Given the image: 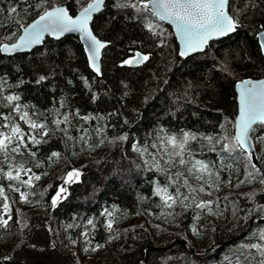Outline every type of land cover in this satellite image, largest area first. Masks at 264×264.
Returning <instances> with one entry per match:
<instances>
[{
  "label": "trees",
  "instance_id": "trees-1",
  "mask_svg": "<svg viewBox=\"0 0 264 264\" xmlns=\"http://www.w3.org/2000/svg\"><path fill=\"white\" fill-rule=\"evenodd\" d=\"M89 2L47 0L35 7L39 0H0V9L4 10L0 12V44L14 41L21 31L19 24L25 26L45 8L65 3L74 14ZM125 3L127 7L119 6ZM10 5L17 7L16 14L7 13ZM232 10L239 20L234 33L212 40L201 52L182 57L167 23L140 8H132L129 0H105L104 9L92 22L94 33L108 41L101 58V75L89 68L83 46L75 35L58 40L47 37L29 52H0V78L7 81L0 86V123H7L2 117L8 116L25 133L30 131L28 123L21 119L23 113L11 105L5 106L7 102L2 99L17 92L21 103L47 114L51 129L43 137L47 143L35 147L28 143L27 149L22 147L20 153L9 154V164L31 168L40 176L39 180L33 179L30 186H25L23 181L32 173L21 171L19 180L11 181L6 175L0 176V208L7 204V211L16 209V188L41 192L38 203L27 212L25 226H15L11 220L7 226L0 222V236L6 241L17 236L12 245L0 248V264H137L143 259V264H244L242 254H255V249L246 246L257 243L253 234L264 230V124L255 125L252 133L260 147L259 151L256 148L260 166L255 164L260 172L252 168L254 163L246 153L241 154L238 149L225 152L223 139L211 146L205 141L192 142L196 158L211 161L219 181L218 186L209 187L189 177L190 184L196 181L208 190L198 191L196 199H190L185 206L177 203L180 206L158 207L162 201L152 195V181L163 184L166 178L155 170L147 171L144 161L150 157L141 156L133 147L137 142L140 146L151 145L160 127L207 136L234 134L235 82L264 76V58L256 38L264 25V0H232ZM149 21L159 25L162 37L152 35L144 27ZM13 32L15 35H10ZM161 38L165 43L157 46ZM136 51H150L151 57L135 66L122 65ZM40 76L47 78L37 83ZM61 101L66 102L61 113L78 109L81 116L102 119L85 122L74 118L75 126L69 128L73 139L69 140L60 130L65 125L56 129L51 123L53 110L59 108ZM40 119L43 121L44 117ZM98 127L103 128L99 134L93 131ZM83 128L88 129L87 144L78 139ZM125 134L127 139H116ZM41 136L42 130H37V139ZM210 147L215 150H209ZM102 148L103 154L88 157L81 165L79 178L67 184L66 195L53 206L51 197L64 182L66 173L64 170L58 174L57 166L70 157ZM28 149L37 153L35 158ZM54 151L60 155L49 159ZM151 151L155 150L149 147ZM4 159L0 152V161ZM7 171L5 165L4 173ZM39 183H44V188ZM206 194L212 204L197 208ZM105 210L115 216L112 232L105 226ZM144 214L159 221L154 224L159 232L142 225H127ZM212 214L217 218L215 222L210 221ZM253 217L263 220L250 224ZM88 220L95 227L88 225ZM161 229L165 230L163 235ZM179 231L191 232L194 238L190 241ZM113 239L121 240L120 245L99 260L88 261L80 256L81 252L95 253ZM65 240L75 250L63 248ZM258 260L256 257L251 264H258Z\"/></svg>",
  "mask_w": 264,
  "mask_h": 264
},
{
  "label": "snow or ice",
  "instance_id": "snow-or-ice-1",
  "mask_svg": "<svg viewBox=\"0 0 264 264\" xmlns=\"http://www.w3.org/2000/svg\"><path fill=\"white\" fill-rule=\"evenodd\" d=\"M23 2L27 3L28 0H23ZM45 3H47V0H39V3L34 6L40 7ZM104 3L105 0H94L93 3H89L87 7H84L75 16L69 14L66 6L58 5L51 9L45 8L42 14L31 24L27 26L19 24L22 34L18 36L15 43L0 45V52L10 53L19 49H30L32 46L40 44L45 34L60 37L65 33L77 32L81 34V39L87 44L91 68L99 74L100 67L98 61L101 49L106 47V43L93 34L90 22L93 20V12L99 11ZM129 3L132 8H140L142 12L146 11L153 17H158L161 21H170L175 26L176 33L183 42V48L180 51L181 56L202 50L210 38L225 36L236 31L239 26V20L235 18L236 13L232 10V0H147L146 3L143 0H135V2L129 0ZM119 6L127 7L128 3ZM2 11L4 10L0 9V12ZM17 12L16 6L10 5L7 9L9 15L16 14ZM144 27L152 35L162 37L158 24L149 21ZM10 35H15V32L10 33ZM164 43L165 40L161 38L157 46H162ZM261 47L264 48V45ZM150 57V51L146 54L136 51L132 57L123 60L122 65L141 64L147 62ZM46 78V76H40L37 83L44 81ZM6 83V80L0 78V86ZM85 83L87 84L88 81L85 80ZM0 96H2V90H0ZM96 98L94 95L93 99L95 100ZM2 99L7 102L5 106L11 105L17 112L23 113L21 119L28 123L30 131L25 133L18 124L11 122L8 116L2 117L7 123H0V152L5 157L4 161H0V176L6 175L7 179L11 181L19 180L21 171L25 174L32 173L27 180L23 181V185L30 186L31 181L33 179L39 180L40 176L32 172L31 168H25L23 165L15 168L9 164V154L20 153L22 147L27 149L28 143H31L34 147L47 143V140L43 139V137L49 135L51 130L47 122V114L39 112L34 106L30 107L27 104L21 103L20 95L17 92H10L6 97H2ZM65 104V101H61L59 108L53 110L54 119H52L51 123L56 129H60L61 124L65 125L60 130L65 133L69 140L73 139L69 135V128L75 126L72 123L74 118H79L85 122L93 119H102L99 116H81L78 109L75 112L65 111L61 113L60 108H65ZM29 112H31V116ZM112 115H117V113H109V116ZM41 117H44L43 121H41ZM257 124H264V80L257 82L243 80L240 84L239 114L233 125L235 128L233 135L225 137H221L220 135L207 136L191 130L180 129L177 132L160 127L156 131L151 145L145 144L140 146L138 142L134 144V150L140 152L141 156L147 154L150 157V159L144 161L146 170H155L166 178L163 184L156 179L152 181V195L159 197L162 201V204L158 205V207L172 208L177 203L185 205L190 199L195 200L196 193L198 191L203 192L204 187L201 186L199 189H196L189 183V177L202 181L209 187L218 186L219 174L212 171L214 164L211 161L196 158V154L191 148L193 141H205L211 146L223 139L226 141L223 145L225 152L234 153L238 149L241 154L246 153L249 160H251L254 155L251 150V134L254 132V125ZM37 130H42L40 139L36 137ZM78 131H81V129H78ZM93 131L99 134L103 131V128L98 127ZM88 135V129L83 128L82 135L78 139L87 144ZM25 137H27V143L25 142ZM116 139L125 140L127 139V135H121ZM100 143H103V139H101ZM149 147L155 151L149 152ZM209 150L214 151L215 149L214 147H210ZM28 151L33 158L36 157V152L30 149ZM59 155L58 152L54 151L51 153L49 159ZM5 165L8 167L6 174L4 173ZM36 166L38 167L39 164L37 163ZM252 168L255 169V172L261 171L255 164H252ZM79 175V170L73 169L67 173L66 181L71 183L78 179ZM249 175L254 176L255 173H250ZM261 183H264V179H261ZM9 187L12 186L9 185ZM170 189H174V191H169ZM15 190L20 193L22 200L27 201V192L20 191V188H16ZM65 192L66 189L63 186L60 187L56 196L52 198L53 206L57 204L61 195ZM211 204V201H201L196 207L205 208ZM4 208L7 210L8 205L4 204ZM102 215L107 216L108 219L105 226L109 232H112L115 216L108 210H105ZM2 223L4 226H7L8 219L3 220ZM87 223L95 227L92 220H88ZM253 235L255 238H258V242L246 247H250L256 251L255 254H242L244 264H251L256 257H259L258 264H264V230Z\"/></svg>",
  "mask_w": 264,
  "mask_h": 264
},
{
  "label": "rangeland",
  "instance_id": "rangeland-1",
  "mask_svg": "<svg viewBox=\"0 0 264 264\" xmlns=\"http://www.w3.org/2000/svg\"><path fill=\"white\" fill-rule=\"evenodd\" d=\"M92 1V0H90ZM233 133H234V128L232 129ZM257 151L260 150V147L257 145L256 146ZM105 151L104 148L96 150L94 152H86L83 155H79L77 158H71L68 159L67 161H62L56 168V171L58 172V174H61L64 170H66V173L64 175V177L62 178L64 180V182L57 188V190L55 191V193L52 195L51 199L56 196L57 192L59 191L60 187H64L66 189V192L63 193L61 195V198L59 200H61L67 193L68 191V182L66 181V177H67V173L73 169H78L80 172V167L81 165L87 160L88 157H98L101 154H103ZM261 162H263V160H260ZM80 176V175H79ZM192 186L195 187L196 189H199L201 186L204 187L203 184L196 182V181H192L191 182ZM44 183H39V186L43 187ZM44 188V187H43ZM233 189V188H231ZM208 189L204 187V191H207ZM22 191V190H21ZM28 193V199L27 201L22 200L20 193L18 191H16L14 194L16 196V202H17V206L16 209L11 210V211H7L5 210L4 207L0 208V222H2L5 219L11 220L15 223V226H25L27 224L28 221V217H27V212L31 209H33L35 207V205L38 203L37 200V196L39 194V196L41 195V192H36V191H26ZM34 193V194H33ZM210 199L209 195L206 194L204 196V199L199 200V202L197 204H199L201 201H205L207 202ZM58 200V202H59ZM57 202V203H58ZM173 206H180L179 204H175ZM185 206V205H184ZM213 215V214H212ZM9 217H11V219H9ZM216 216L213 215L212 218L210 219V221L215 222L216 220ZM159 221H156L154 218H151L149 215H140L135 217L134 219H131L127 225H142L144 227L149 228V230L156 231L159 232L158 230H156V227H154V224H158ZM116 226V225H115ZM8 231L11 230V227L7 229ZM160 232L162 233L161 235H163L165 233L164 229H161ZM181 232L182 236L187 238L188 240H192L194 237L192 236L191 232L185 233L184 231H179ZM159 236V235H157ZM156 236V237H157ZM15 241H17V236L13 235L12 239L10 241H6L2 236H0V248H6L9 247L10 245H12ZM120 241L119 239H113L108 245L102 247V248H98L97 251L95 253H85V252H81V257L84 258V260H88V261H96L99 260L102 256H105L106 253L110 252L112 249H117L118 246L120 245ZM69 248V249H74L73 246L71 245L69 240H65L63 242V248Z\"/></svg>",
  "mask_w": 264,
  "mask_h": 264
},
{
  "label": "water",
  "instance_id": "water-1",
  "mask_svg": "<svg viewBox=\"0 0 264 264\" xmlns=\"http://www.w3.org/2000/svg\"><path fill=\"white\" fill-rule=\"evenodd\" d=\"M93 2H94V0H92V1L89 2V3H93ZM89 3H88V4H89ZM88 4H87V5H88ZM58 5H60V6H66L67 9L69 10V14H70V15H73V16L77 15V14H78V13L84 8V7H87V5H85L84 7H82L81 9H79L76 13L72 14L67 4L63 3V4H58ZM58 5H55V6H58ZM55 6H52V7H55ZM104 6H105V3L101 6V8H100L99 11L93 12V14H92V15H93V19H94V17H95L96 14H98L101 10L104 9ZM52 7H49V8H47V9H51ZM40 14H42V13H40ZM40 14H38L35 18H33V19H32L30 22H28L25 26L31 24L34 20H36V19L38 18V16H39ZM92 22H93V20L90 22V27H91V28H92ZM164 22L167 23V24L171 27V29H172L173 35L175 36L176 41H177V44H178V54L180 55V51H181V49L183 48V42L180 40L179 36L177 35V33H176V29H175V26H174L170 21L164 20ZM92 31H93V28H92ZM234 32H235V31H234ZM234 32H232V33H234ZM232 33H229V34H227V35H230V34H232ZM20 34H22V30H21ZM20 34H19V35H20ZM93 34L96 35V34L94 33V31H93ZM19 35H18V36H19ZM66 35H75V36H77V37L79 38V40H80V42H81V44H82V46H83L84 53H85L86 58H87L89 68H90L94 73H96L95 70H94L93 68H91V66H90V59H89V53H88V49H87V44L85 43L84 40L81 39V34H80V33H77V32H69V33H65L64 35H62V36H60V37H57V36L52 35V34H45L44 37H43V39H42V41H41V43L32 46L30 49H19V50L15 51V52H10V53H7V52H1V53H2V54H6V55H13V54H17V53H20V52H29V51L33 50L34 48H36L37 46H40V45L44 42V40H45L47 37L58 40V39L63 38V37L66 36ZM227 35H225V36H227ZM96 36H97V35H96ZM225 36H222V37H225ZM222 37H215V36H214V37H212V38L209 39V41L207 42V44L204 46V48H203L202 50H199V51H196V52L189 53L188 55H184V56H182V57H188V56H190V55H192V54H194V53L201 52V51L205 50V48L209 45V43H210L212 40H215V39H218V38H222ZM97 38L100 39L98 36H97ZM256 38H257V40H258V44H259V47H260V51H261L262 56H263V58H264V48L261 47L262 45H264V25H261V29H260L259 31H257V33H256ZM17 39H18V37H17L14 41H12V42H3V43H1L0 45H2V44L15 43V42L17 41ZM101 41H102V42H105V43H106V46L108 45V41L103 40V39H101ZM102 54H103V49H101V54H100V58H99V61H98V63H99V67H100V73H99V74L96 73L97 75H101V58H102ZM180 56H181V55H180ZM131 65L135 66V65H137V64L134 63V64H131ZM243 80H251V81H253V82H257V81H262V80H264V76H262V77H260V78H250V77H246V78L239 79V80H237V81L235 82L234 90H235V94H236L235 97H236V103H237V112H236V115H235V119H236V117H237L238 114H239V94H240V84H241V81H243ZM254 126H255V125H254ZM234 130H235V128H234ZM251 145H252L251 150H252L253 153H254V155H253V157L251 158V160H252V162H253L254 164H258V163H259V162H258V156H257V153H256L255 142H254V138H253L252 134H251ZM259 166H260V165L258 164V167H259ZM262 220H263V219H259V218L253 217V218L250 219V224L255 223V222H258V221H262ZM183 242H184L185 244H187L188 246H190V244H189L188 241L183 240ZM193 251H194V250H193ZM194 252H195V251H194ZM2 262H4V261H2ZM6 262H13V261H6ZM144 262H145V259L139 261L137 264H143Z\"/></svg>",
  "mask_w": 264,
  "mask_h": 264
}]
</instances>
